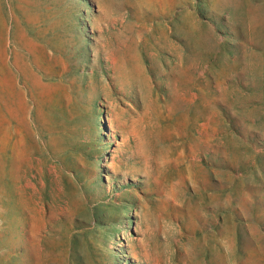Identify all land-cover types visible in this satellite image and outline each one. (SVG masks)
<instances>
[{
	"label": "rangeland",
	"instance_id": "1",
	"mask_svg": "<svg viewBox=\"0 0 264 264\" xmlns=\"http://www.w3.org/2000/svg\"><path fill=\"white\" fill-rule=\"evenodd\" d=\"M117 48L156 68L148 163ZM0 264H264V0H0Z\"/></svg>",
	"mask_w": 264,
	"mask_h": 264
},
{
	"label": "bare ground",
	"instance_id": "2",
	"mask_svg": "<svg viewBox=\"0 0 264 264\" xmlns=\"http://www.w3.org/2000/svg\"><path fill=\"white\" fill-rule=\"evenodd\" d=\"M60 33L64 34L63 32ZM145 48L147 50V47ZM123 53L124 52L119 51V48H117L115 51H110L108 57L111 63L112 72L114 74L111 80H109L108 86H110L115 92L121 93L123 95L121 98L120 97L117 98L118 101L116 103L111 99L107 100V103L109 105V109L107 110V116L110 127L109 135L113 134L111 135V137L112 139H115V132L117 130H120L122 136L121 142L125 144L128 143L129 141H132L134 144L135 151L141 157H143L144 161L148 163L152 157H155L154 154L150 153L152 142L153 143L162 142L170 132L168 131L169 129L165 127L168 124L164 126L162 123L155 122L153 119L152 112L156 100H153L151 98L150 91L155 89L156 83L154 81L155 74L153 75V72L151 70L156 71V68L154 64H151L150 66L145 65L144 63L145 58L143 56L142 58L141 57L139 58V53L134 52L132 49L125 51L126 53L125 55H123ZM153 57L157 58V53H155ZM35 68L39 72H45V69L41 67L38 63H35ZM35 75L41 78L40 75L38 74ZM135 89H137L141 94L139 100L133 101L134 104L131 103V101L130 103L124 101L127 94H131ZM171 92H172V96L174 97L175 104L177 103L189 104L192 103L194 100L193 96L192 97L185 96L186 94L182 93L183 91H181V89L179 88ZM124 104L126 105V109H121L120 105H124ZM170 124L171 123H169V125ZM156 202L158 203L157 207H159L160 211H162V209L164 208L172 207L175 205L172 194L170 193L169 190H167L164 193L163 197L157 199ZM119 243L120 245H122L121 242Z\"/></svg>",
	"mask_w": 264,
	"mask_h": 264
}]
</instances>
